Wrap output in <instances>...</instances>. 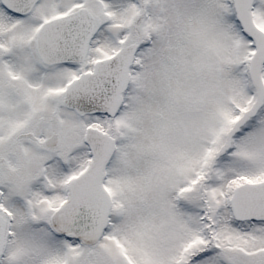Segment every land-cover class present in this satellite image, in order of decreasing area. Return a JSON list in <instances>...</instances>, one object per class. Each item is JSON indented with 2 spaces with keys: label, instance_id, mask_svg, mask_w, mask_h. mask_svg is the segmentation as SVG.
Masks as SVG:
<instances>
[{
  "label": "snow or ice",
  "instance_id": "6c2138e0",
  "mask_svg": "<svg viewBox=\"0 0 264 264\" xmlns=\"http://www.w3.org/2000/svg\"><path fill=\"white\" fill-rule=\"evenodd\" d=\"M0 264H264V0H0Z\"/></svg>",
  "mask_w": 264,
  "mask_h": 264
}]
</instances>
